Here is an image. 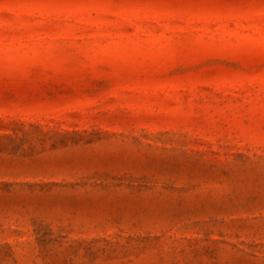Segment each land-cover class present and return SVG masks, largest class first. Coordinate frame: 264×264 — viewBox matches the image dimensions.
I'll return each instance as SVG.
<instances>
[{
	"label": "rangeland",
	"instance_id": "1",
	"mask_svg": "<svg viewBox=\"0 0 264 264\" xmlns=\"http://www.w3.org/2000/svg\"><path fill=\"white\" fill-rule=\"evenodd\" d=\"M0 264H264V0H0Z\"/></svg>",
	"mask_w": 264,
	"mask_h": 264
}]
</instances>
